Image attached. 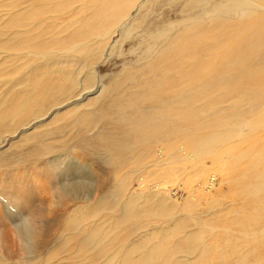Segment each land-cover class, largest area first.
Returning <instances> with one entry per match:
<instances>
[{"label":"bare ground","instance_id":"6f19581e","mask_svg":"<svg viewBox=\"0 0 264 264\" xmlns=\"http://www.w3.org/2000/svg\"><path fill=\"white\" fill-rule=\"evenodd\" d=\"M42 158L0 264H264V0H0V172Z\"/></svg>","mask_w":264,"mask_h":264},{"label":"rangeland","instance_id":"374dc122","mask_svg":"<svg viewBox=\"0 0 264 264\" xmlns=\"http://www.w3.org/2000/svg\"><path fill=\"white\" fill-rule=\"evenodd\" d=\"M167 5H169V4H167L166 1H162V3L157 5L155 9L158 10L162 6V8H164V10H165ZM150 13H148V14H150ZM74 153L75 152H72L73 155H74ZM75 155H76V153H75ZM45 161L42 158L41 160L37 161L36 164L35 163L33 164L32 160H31V161L27 162V166L25 164L24 166H20V167H17L16 169H13V171H8V173H6V171H5V173L0 172V180H2V182L7 181V179H8L7 176L11 175L12 172H13L12 173L13 175L14 174L17 175L18 173H24L25 172L24 173L25 177H23L19 180L18 176H15V177H13L14 180H12L14 182H11L13 184V186L21 188L20 192L16 193L17 195L19 194L18 196H20L19 199L17 197V205L21 209V211H23L26 215H28L29 218L39 217V219L42 221L40 224L41 230L45 228V224H46L47 219L51 218L53 214L56 215L59 213L58 209L61 207L60 206L61 201L65 200L63 195H60L57 188L55 189L56 186L53 185V183H54V175H53L54 173L53 172H55V170L53 169V172H52V169L49 167H48L49 169H45V168H47ZM38 164H40V165H38ZM28 165L30 166V168H28L29 167ZM21 167H22V169H21ZM26 167H27V169H26ZM28 172H29V175H28ZM15 180H16V182H15ZM17 185H19V186H17ZM25 192H27V193H25ZM22 193H25V194H22ZM39 195H40V198H39ZM26 196L28 197V199L26 198ZM28 200H30V202H28V204H27ZM59 200H61V201H59ZM30 207H31V209H30ZM36 207L39 209L38 210V216H36L35 211L33 210ZM56 207H57V209H56ZM50 212H52V213H50ZM39 214L41 217L39 216ZM1 216L3 217V215H1ZM14 233H15V231L13 230V228L9 225V223L6 220H4L3 222H0V235H8L10 238V243H9L10 249H7V252H9V250H10L12 252V256L16 257V256H19L18 255L19 250L16 247V240L14 237ZM21 258H23V257L21 256Z\"/></svg>","mask_w":264,"mask_h":264}]
</instances>
